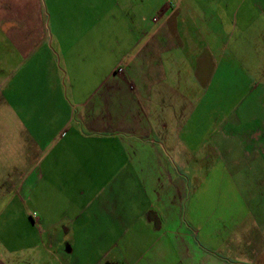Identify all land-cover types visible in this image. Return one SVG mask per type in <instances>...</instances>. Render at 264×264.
<instances>
[{
  "label": "crops",
  "instance_id": "0c3cea01",
  "mask_svg": "<svg viewBox=\"0 0 264 264\" xmlns=\"http://www.w3.org/2000/svg\"><path fill=\"white\" fill-rule=\"evenodd\" d=\"M41 2L0 0V264H264V65L221 111L254 15Z\"/></svg>",
  "mask_w": 264,
  "mask_h": 264
},
{
  "label": "rangeland",
  "instance_id": "374dc122",
  "mask_svg": "<svg viewBox=\"0 0 264 264\" xmlns=\"http://www.w3.org/2000/svg\"><path fill=\"white\" fill-rule=\"evenodd\" d=\"M42 7L46 5L45 9V30H54V21L53 19H59L63 17L66 12L67 16H71L70 10L72 8L76 9L75 15L79 16L83 21H93V18L99 19V27L101 29H107V24L104 22L101 23V18L105 17V12L110 9L111 1L113 0H42ZM120 1V0H119ZM149 1V0H148ZM240 7L232 6L230 3H236ZM245 0H228V7H212L211 14L216 11V14L232 17L235 20L239 18H247L251 14L254 15L256 20L248 27L246 32H243V47L242 53L239 57V64H235L230 61L234 59V55H227V64L228 71H226L224 79L226 80V88L222 89V93L226 90V102L225 104H221V111L228 112L230 107L233 104V100L238 98L239 95L242 98L251 97L250 92H254L256 89L253 88V81L257 79V77H261L259 72V66L264 65V6L260 7H243ZM80 5L90 6L91 8H85L84 11L80 10ZM117 14V13H116ZM215 14V13H214ZM49 16L48 20L47 17ZM68 19V17H67ZM258 68V69H256ZM222 72L221 74H223ZM215 78H218L217 73L215 74ZM236 84V87H235ZM253 88V89H252ZM249 92V93H248ZM221 93V94H222ZM256 93V92H255ZM245 102L243 103V106ZM213 108V106H212ZM218 111V110H217ZM3 200L0 199V203ZM8 207L11 208V202L13 200H8ZM1 206V204H0ZM7 208V207H6ZM8 209V208H7ZM5 210V209H4ZM9 210V209H8ZM32 212V210H30ZM30 212V213H31ZM34 213V212H33ZM1 218V216H0ZM10 231L12 234L15 233V228L10 227Z\"/></svg>",
  "mask_w": 264,
  "mask_h": 264
},
{
  "label": "built area",
  "instance_id": "2783aa9c",
  "mask_svg": "<svg viewBox=\"0 0 264 264\" xmlns=\"http://www.w3.org/2000/svg\"><path fill=\"white\" fill-rule=\"evenodd\" d=\"M30 215H31L32 217H34V213H33V212H31Z\"/></svg>",
  "mask_w": 264,
  "mask_h": 264
}]
</instances>
